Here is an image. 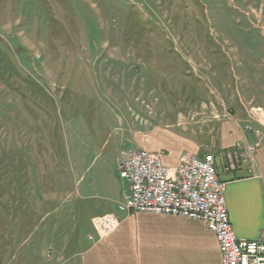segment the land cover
Segmentation results:
<instances>
[{"label":"rangeland","instance_id":"1","mask_svg":"<svg viewBox=\"0 0 264 264\" xmlns=\"http://www.w3.org/2000/svg\"><path fill=\"white\" fill-rule=\"evenodd\" d=\"M246 117L264 0H0V264H64L123 149L209 154Z\"/></svg>","mask_w":264,"mask_h":264},{"label":"crops","instance_id":"2","mask_svg":"<svg viewBox=\"0 0 264 264\" xmlns=\"http://www.w3.org/2000/svg\"><path fill=\"white\" fill-rule=\"evenodd\" d=\"M246 118L240 120L243 125L240 130L228 123L230 131L224 139H218L219 146L209 154L215 155L218 175L226 183L227 208L237 237L253 240L264 229V123ZM247 125L254 130H245ZM259 140L262 144L254 156L245 160L241 155L243 148ZM237 144L242 149H237ZM182 153V149L169 150L164 155L166 166H177ZM228 154L234 157L235 170H226L224 158ZM116 184L108 186L103 196L99 195L104 189L97 192L93 189V202L106 205L103 214H94L91 220L114 214L120 222L118 229L103 240L95 229L93 235V227L87 232L86 241L76 236V228L72 233H63L58 252L60 261L64 264H221L216 235L205 223L153 213H118L114 207L128 198L130 188L124 183L120 191ZM77 197L86 199L81 191H77Z\"/></svg>","mask_w":264,"mask_h":264},{"label":"built area","instance_id":"3","mask_svg":"<svg viewBox=\"0 0 264 264\" xmlns=\"http://www.w3.org/2000/svg\"><path fill=\"white\" fill-rule=\"evenodd\" d=\"M246 130L254 129L249 126ZM261 144L259 140L243 148L242 157L252 158ZM237 149H242L240 144ZM224 160L226 170L236 169L232 154ZM118 177L130 188L128 198L119 204L121 212L153 213L203 222L216 235L221 264H264V229L257 239L237 237L227 208L226 183L218 175L215 155L201 157L185 152L178 165L169 168L161 152L140 147L123 149L118 161ZM92 223L101 240L120 226L114 214L95 217Z\"/></svg>","mask_w":264,"mask_h":264},{"label":"bare ground","instance_id":"4","mask_svg":"<svg viewBox=\"0 0 264 264\" xmlns=\"http://www.w3.org/2000/svg\"><path fill=\"white\" fill-rule=\"evenodd\" d=\"M259 116V115H258Z\"/></svg>","mask_w":264,"mask_h":264}]
</instances>
